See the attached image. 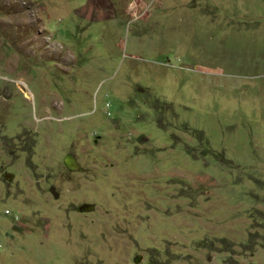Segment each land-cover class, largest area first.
Listing matches in <instances>:
<instances>
[{
  "label": "rangeland",
  "instance_id": "rangeland-1",
  "mask_svg": "<svg viewBox=\"0 0 264 264\" xmlns=\"http://www.w3.org/2000/svg\"><path fill=\"white\" fill-rule=\"evenodd\" d=\"M0 264H264V0H0Z\"/></svg>",
  "mask_w": 264,
  "mask_h": 264
},
{
  "label": "water",
  "instance_id": "water-1",
  "mask_svg": "<svg viewBox=\"0 0 264 264\" xmlns=\"http://www.w3.org/2000/svg\"><path fill=\"white\" fill-rule=\"evenodd\" d=\"M64 163L70 170H77L78 169V166L76 165L75 161L73 159H71L69 156L66 157ZM5 177L7 179H10V178H12V175L6 174ZM50 192L52 193V195L54 197L58 196V194L55 192L54 188H51ZM94 209H95L94 205L90 204V203H84V204L80 205L79 207H77V211L79 213H90V212H93Z\"/></svg>",
  "mask_w": 264,
  "mask_h": 264
}]
</instances>
